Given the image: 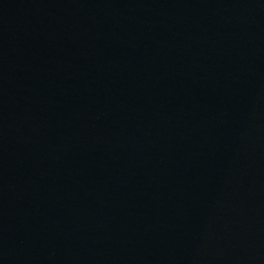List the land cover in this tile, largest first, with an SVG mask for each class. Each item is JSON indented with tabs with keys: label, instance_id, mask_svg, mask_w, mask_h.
<instances>
[{
	"label": "water",
	"instance_id": "obj_1",
	"mask_svg": "<svg viewBox=\"0 0 264 264\" xmlns=\"http://www.w3.org/2000/svg\"><path fill=\"white\" fill-rule=\"evenodd\" d=\"M0 264H264V0H0Z\"/></svg>",
	"mask_w": 264,
	"mask_h": 264
}]
</instances>
